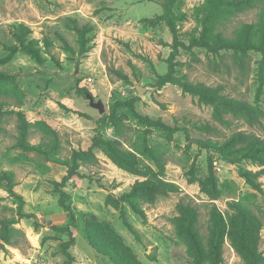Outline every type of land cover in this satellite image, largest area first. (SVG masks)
Listing matches in <instances>:
<instances>
[{
    "label": "rangeland",
    "instance_id": "obj_1",
    "mask_svg": "<svg viewBox=\"0 0 264 264\" xmlns=\"http://www.w3.org/2000/svg\"><path fill=\"white\" fill-rule=\"evenodd\" d=\"M162 2L0 0V74L6 77L0 81V175L9 174L13 186L10 191L8 181L0 180V221L14 222L12 242L0 240V264H61V245L70 237L53 227L68 224L72 264H192L195 250L187 227L205 251L212 234L219 233L218 264H247L229 237L232 222L241 221L264 263V163L241 156L249 145L264 146V56L190 47L201 33L205 0H178L173 11L183 46L176 77L234 106L201 102L177 84L158 87L173 44L168 26L157 19ZM258 16L257 9L240 13L216 33L231 38L240 26L256 25ZM20 27L28 30L25 41L39 50L40 62L12 50ZM136 85L156 89L138 96ZM133 98L138 115L175 131L140 122L127 106L114 107ZM91 100L102 103L103 113ZM22 123L29 149L17 141ZM98 133L128 168L119 167L106 150H93L81 162L82 178L63 188L70 217L58 204L53 182L62 181L64 163L74 151H86ZM234 137L236 147H226ZM144 144L159 151L163 161L145 154ZM216 146L225 147L228 157ZM210 168L216 193L206 182ZM243 172L251 173L258 189ZM144 181L155 191L141 198L143 215L122 203L136 237L111 199ZM241 208L251 217H243Z\"/></svg>",
    "mask_w": 264,
    "mask_h": 264
},
{
    "label": "trees",
    "instance_id": "obj_2",
    "mask_svg": "<svg viewBox=\"0 0 264 264\" xmlns=\"http://www.w3.org/2000/svg\"><path fill=\"white\" fill-rule=\"evenodd\" d=\"M178 0H163L162 2V14L157 18L166 23L169 30L173 36L172 50L169 54L167 60V71L164 75L158 77L157 85L162 87L166 84H177L183 92L188 93L201 102L211 104L214 106H228L233 107L234 104L230 101H226L222 98H219L214 92L203 87V86H193L187 83L182 82L176 77L175 66H176V57L182 43L178 39L176 26H175V15H174V5ZM258 10V23L256 25L244 24L240 26L234 33L233 37L229 38L223 34L216 33L217 29L222 26L227 21L233 19L240 13H244L249 10ZM26 32L28 30L24 27H20L19 33L15 35L17 45L12 49H19L25 54L31 56L37 62L41 61L39 50L31 43L25 41ZM216 33V34H215ZM80 34V46L81 50L85 51V39L82 31H79ZM190 47L204 48L210 52L217 53L221 50H232L235 53H246L248 51H256L261 53L264 56V0H205V5L202 9V18H201V33L198 39H192L189 43ZM6 77L3 74H0V81L4 80ZM263 82V79H261ZM260 90V89H259ZM86 95L89 96L86 90H82ZM259 94V91H258ZM137 98L130 99L125 101V103H116L114 107L118 106H127L132 113L134 118L147 124L148 126H156L168 133H172L175 129L162 124L159 121H153L147 117L138 115L135 112L134 103ZM19 134L17 141L19 146L24 149H29V145L26 143V133L28 130L27 124L22 123L19 126ZM239 139L236 137L231 138L227 146L236 147V144L239 142ZM204 146H210L207 143H202ZM210 148V147H208ZM95 149L106 150L109 156L118 164L121 168H128L126 163L121 159L117 153L114 151L113 145L110 141L104 140L103 137L98 133L91 142V145L86 151H74L71 155V158L66 161L65 166H67V174L62 178L60 183L53 182L54 190L59 195L58 204L59 206L71 217V207L66 202L69 201V195L63 190L65 183L74 177L82 178L83 175H80L79 168L81 162L85 157L92 154ZM214 149L220 154V156L227 158L225 147H214ZM145 154L150 156L152 159L162 162V155L159 151H156L153 148L144 144ZM242 158L252 160L254 162L264 163V146L261 144H252L249 145L245 151L241 154ZM242 175L245 177L247 182L255 189H258V184L252 179L250 172H243ZM0 180H7L9 185V190L12 191L11 177L7 173H2L0 175ZM209 186V190L213 193L217 192L216 187V177L212 169H209V175L206 180ZM155 191V186L147 181L137 182L132 188L124 193L119 199H111L112 204L116 207H120V219L122 224L127 228V230L136 237L138 236L137 231L134 227L128 222L126 213L122 207V203L128 204L131 209L143 215L141 209L140 201L142 197H150ZM240 214L244 216H250L249 212L245 208L240 209ZM20 218L30 217V215L19 213ZM251 217V216H250ZM0 240L10 244L12 242V233L9 229L14 222L11 220H2L0 221ZM56 230H62L66 232L70 239L67 242L62 243L61 248L65 256V260L61 264H72L73 257L69 252V248L73 245L74 240L70 230V225L66 227L57 228L53 227ZM187 232L192 240V244L195 250V256L192 260V264H218L221 253V238L219 233H214L209 240L208 251H205L202 245L200 244L198 238L194 235V232L190 227H187ZM229 237L232 244L235 246L236 250L241 254L243 259L247 264H264L260 257L255 251V242L253 240L252 232L249 230L243 221L241 222H232L231 229L229 231Z\"/></svg>",
    "mask_w": 264,
    "mask_h": 264
},
{
    "label": "water",
    "instance_id": "obj_3",
    "mask_svg": "<svg viewBox=\"0 0 264 264\" xmlns=\"http://www.w3.org/2000/svg\"><path fill=\"white\" fill-rule=\"evenodd\" d=\"M135 89H136V91H137V95H138V96H141V95H143V93L146 92L147 90L153 91V90L156 89V87H151V86H144V87H142V86L136 85ZM90 105H91L92 107L97 108L98 111H99V113H103V111H104V107H103V105H102V103H101L100 101L94 103V102L91 100Z\"/></svg>",
    "mask_w": 264,
    "mask_h": 264
}]
</instances>
